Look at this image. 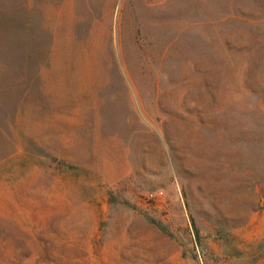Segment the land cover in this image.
I'll list each match as a JSON object with an SVG mask.
<instances>
[{"label":"rangeland","instance_id":"1","mask_svg":"<svg viewBox=\"0 0 264 264\" xmlns=\"http://www.w3.org/2000/svg\"><path fill=\"white\" fill-rule=\"evenodd\" d=\"M0 264H264V0H0Z\"/></svg>","mask_w":264,"mask_h":264}]
</instances>
